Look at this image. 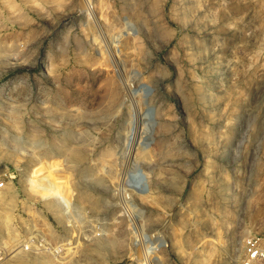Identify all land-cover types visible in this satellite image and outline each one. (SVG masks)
Here are the masks:
<instances>
[{
  "label": "rangeland",
  "instance_id": "rangeland-1",
  "mask_svg": "<svg viewBox=\"0 0 264 264\" xmlns=\"http://www.w3.org/2000/svg\"><path fill=\"white\" fill-rule=\"evenodd\" d=\"M2 180L4 264L151 239L149 264H231L264 237V0H0Z\"/></svg>",
  "mask_w": 264,
  "mask_h": 264
},
{
  "label": "built area",
  "instance_id": "built-area-1",
  "mask_svg": "<svg viewBox=\"0 0 264 264\" xmlns=\"http://www.w3.org/2000/svg\"><path fill=\"white\" fill-rule=\"evenodd\" d=\"M141 178L142 176L139 174L133 176L132 182L134 185L137 186ZM5 184L4 180L0 181V187H4ZM150 241H157L156 243L162 242L159 239H151ZM32 242L34 241L32 240ZM37 246L42 247L43 244L39 242ZM163 246H167V243ZM24 248L31 249L29 244H25ZM230 251L228 259L231 264H264V237L260 235L249 236L245 238L242 247L232 248ZM5 258L6 249L0 243V264H4Z\"/></svg>",
  "mask_w": 264,
  "mask_h": 264
},
{
  "label": "bare ground",
  "instance_id": "bare-ground-1",
  "mask_svg": "<svg viewBox=\"0 0 264 264\" xmlns=\"http://www.w3.org/2000/svg\"><path fill=\"white\" fill-rule=\"evenodd\" d=\"M90 16V15H89ZM144 117H142L144 120L143 121H147V126L148 127H146V130H147V135H145L144 136V139H150L151 137H152V127H153V124L151 123V119L148 117V116H146V115H143ZM148 128H150L149 130H148ZM144 134V133H143ZM141 135L139 134V130L138 129H136V128H134V130H133V133H131V135H130V137H129V141H128V146H129V149H131L132 147H133V144H134V142L137 140V138L138 137H140ZM138 142H139V140H138ZM137 144V143H136ZM126 145V144H125ZM130 177V176H129ZM125 179V178H124ZM123 179V180H124ZM143 179H144V176H142V178H141V180L138 182V187H136V188H138L137 190L139 191V192H142V193H144V192H146L145 190H146V187L144 186V184H143ZM127 180V179H126ZM145 180V179H144ZM125 182V181H124ZM145 183V182H144ZM129 184H130V182H129ZM126 185V184H125ZM128 185V184H127ZM110 238V237H109ZM108 238V239H109ZM111 240H112V238H110ZM107 240V239H106ZM117 240V239H116ZM147 242V243H146ZM145 243H144V249H143V256H144V260H142L143 262H141V264H149L150 263V254H151V252L153 251V249L151 248V241L149 242V241H146ZM154 242V241H153ZM157 241H155V248H154V252H155V250H157V249H160V247L161 246H163V245H165L166 244V242L165 241H163L162 240V242H158V243H156ZM111 243V245H112V242H110ZM109 244V240H108V243H107V245ZM143 244V243H142ZM109 246H110V244H109ZM153 252V253H154ZM140 258V257H139Z\"/></svg>",
  "mask_w": 264,
  "mask_h": 264
}]
</instances>
